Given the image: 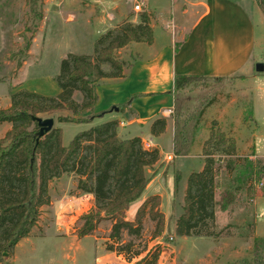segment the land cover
<instances>
[{
	"label": "trees",
	"instance_id": "trees-1",
	"mask_svg": "<svg viewBox=\"0 0 264 264\" xmlns=\"http://www.w3.org/2000/svg\"><path fill=\"white\" fill-rule=\"evenodd\" d=\"M41 1L27 2L30 26L35 30L43 20ZM153 39L149 16L142 13L138 23L126 21L96 38L92 55L68 53L62 59L55 79L60 89L58 95L46 96L26 90L11 92L10 108L0 110V122L11 124V129L0 139V259L12 254L15 247L30 236L39 221L40 208L50 203V182L65 173H73L79 177L78 190L94 198V206L81 217L78 236L84 238L92 234L103 220L111 221L106 252L122 255L130 264H158L159 254L151 252L143 235L146 215L152 220L157 219L158 215L153 211L160 204V197L151 196L145 200L133 220L128 218V212L141 200L150 181L147 169L158 164L160 150L145 147L140 137H119L118 120L105 121L77 133L67 146L63 144L60 128L53 127L40 136L36 121L42 113L69 110L78 117L92 110L97 103L99 82L123 77L125 68L130 65L118 57V50L132 42L152 44ZM30 44L27 43V51ZM25 61L24 56L17 62V68H21ZM208 78L177 75L173 95L193 81ZM77 93L83 98L80 104L75 99ZM59 121L80 123L82 120L60 117ZM166 127V118L155 119L150 128L151 135L160 136ZM193 130L185 126L180 128L176 122L175 156L190 154L195 143ZM202 153L203 169L192 172L187 178L182 213L176 220L178 237L215 235L210 229L215 220V164L219 160L216 156H235L236 142L213 127L203 144ZM259 159L256 164L248 160L235 179L241 183L251 177L264 179V165H261L264 159ZM163 229V221H160L153 240L159 238ZM250 264H264L263 238L254 240Z\"/></svg>",
	"mask_w": 264,
	"mask_h": 264
},
{
	"label": "rangeland",
	"instance_id": "rangeland-1",
	"mask_svg": "<svg viewBox=\"0 0 264 264\" xmlns=\"http://www.w3.org/2000/svg\"><path fill=\"white\" fill-rule=\"evenodd\" d=\"M27 2L28 0H0V37L4 39L0 41V80H2L0 81V97L2 98L9 93V83L16 86V91L26 90L46 96H56L60 89L55 79L59 74L62 59L68 53L85 55L94 53L95 39L92 40L83 30L79 20L62 26L57 23L55 14H51V10L59 12L61 8L59 9L57 5L61 3V0L41 1L43 20L37 30L30 26L31 18ZM63 9H67L66 4ZM48 14L51 16L50 20H47ZM35 39L36 42H34ZM29 42L31 44L27 51ZM121 54H118V57L124 56V52ZM24 56L26 61L19 72L17 62ZM254 56L255 61L264 63L263 23H259ZM2 58L13 65L12 68H9V64L5 66ZM129 58L130 55H127L126 59ZM131 61L129 59L128 63ZM3 67H6L8 71ZM249 86V82L241 80L238 76L208 78L193 81L187 87L175 92L172 112L167 114L169 115L167 119L173 123L174 131L176 122L180 124V128L184 126L194 128L193 133H196L194 138L197 142L191 147L188 157L175 156L168 161L165 154L172 155L174 149L170 137L165 138L164 152H161L162 149L159 148L160 161L152 169H147L150 177L148 190L155 191L157 187L165 185L169 186L170 192L168 201L167 198V202L159 200L160 204L157 205L156 211H153L154 214L157 213V219L152 220L149 215H146L144 219L143 241L152 253L159 254L158 264H250L252 262L254 240L260 238L254 237L249 240L255 219L252 215L236 217L232 222L239 224L241 228L232 227L227 225L230 220L226 214H223L227 208L224 206L228 201L234 202L239 197L251 204V200L256 196H264V179L258 180L256 177H251L246 183L235 179L248 160L255 164L260 160L253 156L254 152L250 151L253 150L252 137H232L235 142L241 139L243 144L250 146L248 150L243 149L244 152L237 151L235 158L216 156V159L219 158L215 164L217 167L215 183L218 185L215 189L214 226L210 229L215 235L178 237L175 233L176 220L183 209L187 178L193 171L198 172L201 169L199 160H193V158L198 151L200 141L198 138H201L199 136L202 132L207 133L209 137V130L213 127L223 131L219 125L220 122L217 121L219 117L225 119L224 121L228 124V121L235 116L238 120L241 119L247 123V128L251 131L255 128L253 122L249 121L248 110H244L249 103ZM75 99L79 104L82 103L81 94L77 93ZM203 109L206 110L201 114ZM108 110L106 109L105 112L109 113L110 110ZM105 112L103 116H106ZM96 115L92 109L78 117L69 110L42 113L38 117L54 119V128L62 130L63 144L67 146L77 133L102 123ZM259 115L264 116V107L260 109ZM60 117L82 121L80 123L60 122ZM258 119L261 122L263 120L260 117ZM215 122L217 125L214 124ZM4 130L5 125L0 122V136ZM208 137L205 139L207 140ZM142 141L145 146L151 147L148 137ZM254 144L256 152L264 156V137H256ZM261 162V165H264V161ZM229 165L233 171L227 169ZM159 170L163 173L157 176ZM229 173L232 174L229 175ZM78 180L77 175L65 173L50 182V203L40 208L37 225L32 229L30 236L15 247L12 254L0 259V264H130L122 255L110 254L105 250V243L109 240L111 231V221L103 220L92 234L84 238L78 236L82 226L81 217L94 206V198L90 199L78 190ZM259 182L263 183L262 187L258 186ZM172 193L174 194L173 203H171ZM137 203L132 206V211ZM256 212L257 232L263 236L264 200L257 206ZM160 221H163V232L159 238L153 240ZM96 258H99V262Z\"/></svg>",
	"mask_w": 264,
	"mask_h": 264
},
{
	"label": "crops",
	"instance_id": "crops-1",
	"mask_svg": "<svg viewBox=\"0 0 264 264\" xmlns=\"http://www.w3.org/2000/svg\"><path fill=\"white\" fill-rule=\"evenodd\" d=\"M137 2L143 5L142 12L134 10ZM65 4L67 9L62 10ZM57 6L61 8L59 12H50L55 14L59 25L66 26L79 20L92 40L126 21L138 23L142 13L149 16L154 34L152 44L132 42L118 50L120 55L124 52V56L119 57L121 60H132L125 68L124 76L103 79L96 88L98 98L93 113L97 114L101 122L118 120L119 137H140L144 140L148 137L151 147L160 148L161 152H164V139L170 137L173 148L174 125L167 119V114L174 103L175 77L199 75L214 79L238 76L250 84L249 103L244 110H248L249 121L253 122L255 128L251 131L247 128V123L235 116L228 124L221 117L217 121L229 137H252L253 150L250 151L254 152V157L264 159V156L256 152L254 144L256 137H264V116L259 115L260 109L264 107V72L256 71L255 67L259 62L254 59L259 23L264 25V0H61ZM50 19L48 14L47 20ZM1 40L4 39L0 37ZM127 55H130L129 59H126ZM3 59L4 65L9 64ZM8 66L12 68L13 65ZM3 68L8 71L6 67ZM9 84L8 95L0 97V110L11 106L10 95L12 91H16V86ZM106 109L110 110L109 113L105 112ZM104 112L106 116L102 115ZM159 117L167 119L166 131L160 136H153L150 128ZM258 117L263 119L262 122ZM2 123L5 130L0 137L11 129L10 123ZM199 137L198 151L193 160H199L201 171L205 164L203 144L208 136L203 131ZM240 141L237 139L236 142L238 152L250 148L241 139ZM172 156L175 157L174 153ZM227 169L233 171L232 168ZM162 173L159 170L157 176ZM217 185L215 183V189ZM146 190L135 209L129 210V219L135 218L140 205L151 196H159L161 202L168 201L169 186L163 185L155 191L148 190L147 193ZM173 196L172 193L171 203ZM87 197L93 198L90 195ZM262 200L264 196H256L251 204L239 197L234 202H229L223 213L230 220L227 225L241 228L239 224L232 222L233 219L252 215L255 225L252 226L249 240L254 237L264 238V235L260 236L257 232L258 223L255 218L257 206ZM96 261L99 262V258Z\"/></svg>",
	"mask_w": 264,
	"mask_h": 264
},
{
	"label": "water",
	"instance_id": "water-1",
	"mask_svg": "<svg viewBox=\"0 0 264 264\" xmlns=\"http://www.w3.org/2000/svg\"><path fill=\"white\" fill-rule=\"evenodd\" d=\"M255 68L257 72H264V63H257ZM36 121L38 122V126L40 127V136H43L54 127V119L52 118L42 119L38 117L36 118Z\"/></svg>",
	"mask_w": 264,
	"mask_h": 264
},
{
	"label": "built area",
	"instance_id": "built-area-1",
	"mask_svg": "<svg viewBox=\"0 0 264 264\" xmlns=\"http://www.w3.org/2000/svg\"><path fill=\"white\" fill-rule=\"evenodd\" d=\"M134 10H135L136 12H142V10H143V5H142L141 3H139V2H137V4H136L135 7H134ZM168 112L171 113L172 110H168ZM144 146H145V144H144ZM145 147H147V148H151V147H149V146H145ZM165 158H166V160L171 161V160L173 159V156H172V155H166ZM258 184H259V185H258L259 187H262V186H263V183H262V182H259Z\"/></svg>",
	"mask_w": 264,
	"mask_h": 264
}]
</instances>
